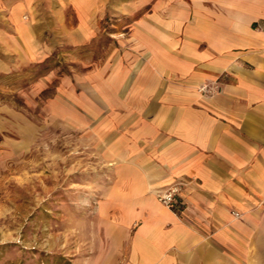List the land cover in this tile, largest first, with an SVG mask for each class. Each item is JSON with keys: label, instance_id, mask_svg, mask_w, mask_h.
I'll return each instance as SVG.
<instances>
[{"label": "crops", "instance_id": "crops-1", "mask_svg": "<svg viewBox=\"0 0 264 264\" xmlns=\"http://www.w3.org/2000/svg\"><path fill=\"white\" fill-rule=\"evenodd\" d=\"M39 4L73 9L75 46L119 24L45 105L105 161L94 264H264V0H0V74L46 57ZM178 181L170 209L156 191Z\"/></svg>", "mask_w": 264, "mask_h": 264}, {"label": "rangeland", "instance_id": "rangeland-1", "mask_svg": "<svg viewBox=\"0 0 264 264\" xmlns=\"http://www.w3.org/2000/svg\"><path fill=\"white\" fill-rule=\"evenodd\" d=\"M32 12L46 57L0 74V264L99 263L105 255V161L83 128L54 118L45 105L61 76L105 60L119 24L104 17L99 34L75 46L67 37L76 24L72 8L62 11L65 23H57L49 5ZM117 16L111 12L107 19Z\"/></svg>", "mask_w": 264, "mask_h": 264}, {"label": "built area", "instance_id": "built-area-1", "mask_svg": "<svg viewBox=\"0 0 264 264\" xmlns=\"http://www.w3.org/2000/svg\"><path fill=\"white\" fill-rule=\"evenodd\" d=\"M182 187L183 182L181 181L171 183L164 188L158 189L156 191V197L163 205L170 209H174L175 196L179 193Z\"/></svg>", "mask_w": 264, "mask_h": 264}, {"label": "trees", "instance_id": "trees-1", "mask_svg": "<svg viewBox=\"0 0 264 264\" xmlns=\"http://www.w3.org/2000/svg\"><path fill=\"white\" fill-rule=\"evenodd\" d=\"M0 139H1V135H0Z\"/></svg>", "mask_w": 264, "mask_h": 264}]
</instances>
